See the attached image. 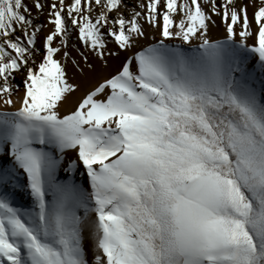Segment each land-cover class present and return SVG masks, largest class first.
I'll return each instance as SVG.
<instances>
[{
    "label": "snow or ice",
    "instance_id": "snow-or-ice-1",
    "mask_svg": "<svg viewBox=\"0 0 264 264\" xmlns=\"http://www.w3.org/2000/svg\"><path fill=\"white\" fill-rule=\"evenodd\" d=\"M0 264H264V0H0Z\"/></svg>",
    "mask_w": 264,
    "mask_h": 264
},
{
    "label": "rangeland",
    "instance_id": "rangeland-1",
    "mask_svg": "<svg viewBox=\"0 0 264 264\" xmlns=\"http://www.w3.org/2000/svg\"><path fill=\"white\" fill-rule=\"evenodd\" d=\"M27 2L29 4H31V0H27ZM130 4H131V0H129ZM251 8L249 9V15H251ZM33 14L35 15V11L33 12ZM46 14V13H45ZM39 22L41 23H44L45 20H44V16H40L38 18ZM217 25L218 27L214 28L212 30V35L214 37H217V38H223V34H224V29H223V25L222 23L219 21V19L217 18ZM72 43H76L78 44V41L76 40V36L75 34L72 36ZM251 43V41H250ZM112 46V45H110ZM114 47V46H112ZM124 53H121V57L119 59L117 58H111L109 59V67L107 69H101L100 66H99V62L98 61H95V59L93 58L92 62L95 63L97 65V70L99 71H105V72H113L120 64L121 62V59H123L124 57ZM69 75L72 76L73 75V70L71 68H69ZM84 80V77H81L79 74H75V80L74 82L75 83H82ZM74 96V95H73ZM72 159H65V165L67 164V162L71 161ZM83 171V168L82 166L77 170L76 172V179L78 182H81L82 181V177L80 176V173ZM59 176L61 179H66L68 177L67 173L64 172L63 170H61V172L59 173ZM20 203H24V202H30V199L28 196L24 195L23 198L21 200H19Z\"/></svg>",
    "mask_w": 264,
    "mask_h": 264
},
{
    "label": "bare ground",
    "instance_id": "bare-ground-1",
    "mask_svg": "<svg viewBox=\"0 0 264 264\" xmlns=\"http://www.w3.org/2000/svg\"><path fill=\"white\" fill-rule=\"evenodd\" d=\"M109 73H111V72H105V71L97 70V73L95 74L94 77H88V78L84 77V80L81 83L82 87H81L80 92H77V93L74 94V96H70L69 97L67 103L62 108V111H66V110L72 109L75 106V102L79 99L80 96L83 95V93H84V91L86 90L87 87H89L91 84L95 83L97 79L101 78L102 76H106ZM21 80H22V77L18 76L17 77V82H19ZM67 158L72 159V160L76 159V153L75 152L67 153L65 159H67ZM67 175H69V173H67ZM75 178H76V173H75Z\"/></svg>",
    "mask_w": 264,
    "mask_h": 264
}]
</instances>
